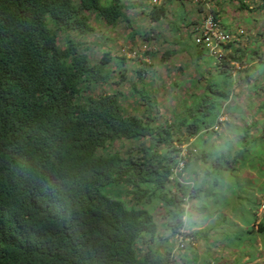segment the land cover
<instances>
[{
    "label": "trees",
    "instance_id": "1",
    "mask_svg": "<svg viewBox=\"0 0 264 264\" xmlns=\"http://www.w3.org/2000/svg\"><path fill=\"white\" fill-rule=\"evenodd\" d=\"M182 1L164 0L145 13L158 24ZM125 9L123 0H0V264H181L172 252L190 236L182 233L188 226L185 204L214 195L194 180L211 171L210 152L195 141L205 144L219 133L222 110H235L224 102L241 81L264 95V86L256 85L264 77L263 54L233 41L221 46L225 55L216 61L193 41L200 17L188 23L181 18L179 26L168 22L169 29L190 28L192 52L198 59L211 57L229 82L208 83L201 96L183 100L169 121L159 120L146 87L133 81L126 96L111 89L110 82L127 80L126 55L103 52L95 61L84 46L93 31L91 17L114 28L127 22ZM171 55L165 50L161 59ZM255 59L262 70L248 65ZM133 62L138 67L132 78L146 84L147 64ZM233 64L239 72L247 66L239 80L232 76ZM255 69L257 78L251 75ZM130 97L129 108L123 102ZM241 128L248 142L246 126ZM127 142L136 144L125 153L113 148ZM230 154L225 162L232 166L237 158ZM179 160L181 181L172 171ZM212 168L217 174L227 170ZM154 200L164 210L168 245L141 207Z\"/></svg>",
    "mask_w": 264,
    "mask_h": 264
},
{
    "label": "rangeland",
    "instance_id": "2",
    "mask_svg": "<svg viewBox=\"0 0 264 264\" xmlns=\"http://www.w3.org/2000/svg\"><path fill=\"white\" fill-rule=\"evenodd\" d=\"M229 1L235 3L231 6L232 8L236 6L234 11H231L232 13L237 14L236 11H238V13L248 14L253 11L250 16L243 19L244 23L253 24V17L256 20L259 19L256 22L260 24L256 25L255 29L253 27V32L250 33L248 30L249 33L240 36L239 47L246 48L245 46L250 42L248 39L254 35V43L258 42V45L250 48L258 50L259 56L263 54L261 57L264 60V43L262 42V37L264 38V31H262L264 29V9L258 7L259 5L264 7V0H252L249 10L242 9V4H246L243 3V0ZM123 4L126 7L127 22L120 23L113 28L106 26L101 20L91 17L90 25L93 31L85 37L86 44L84 46L87 47L91 59L95 61L100 59L103 52H109L112 58L120 57V54L129 55V58L126 57L127 61L125 60L124 65L127 80L119 85L110 82L111 89L126 96L130 93L133 81L139 89L146 87L148 93H151L154 98V109L159 115V120L169 121L183 100L187 103L190 102L191 94L201 96L203 88L208 83L216 82L223 87L224 83L229 82L227 76L220 73L211 57L203 56L201 62L205 67L198 70L196 57L189 56L183 51L185 46L191 47L189 39L185 40L186 45L184 46L178 38L179 30L169 29L168 22L174 27L179 26L181 18L188 19V6L182 7L180 3L175 2L171 5V9L174 8L172 9V16H174L169 14L166 19L154 24L145 13L146 10H149L148 0H123ZM209 8L206 13L213 16ZM202 13H205V9ZM221 27L223 28L222 25ZM254 30L257 31L254 32ZM156 36L160 40L157 41ZM147 38L150 39L149 42L146 41ZM165 50L172 51L173 55L163 61L161 56ZM133 52L138 56H131L130 53ZM149 53H153V56L147 55ZM135 60L147 64L144 81L146 84L144 85H140L132 78L133 70L138 67L133 62ZM257 63L258 60L255 59L248 65L262 70L261 65ZM234 67L236 71L232 72V76L239 80L243 76L241 71L245 70L247 66H243L240 72L238 64H235ZM257 71L255 69L254 74H251L253 78H257ZM258 79L256 85L263 87L264 77L258 76ZM194 80L199 82V87H196L197 84L193 82ZM149 81L152 83L148 89ZM176 82L180 86L174 87ZM259 89L258 91L262 94ZM231 94L234 97L228 98L224 104H231L235 110L233 114L222 110L220 118L217 119L222 122V125L218 126L216 130L219 133L209 136L210 140L206 144L201 141V138L195 141L199 149L210 152L206 169L208 170L210 167L211 171L208 170L209 174L206 176L203 173L202 177L200 174L194 176V180L197 183L201 182L202 187L209 188L214 195L211 197L201 194L198 199L185 204L186 225L188 226L182 233H188L190 236L185 239L181 238L182 247L172 252L173 258L181 264H264V231H260V227L264 230V184H261L264 179V172L261 168V166L264 167V111L260 112L259 110L264 95L256 96L257 93L243 81L234 87ZM131 101V97L127 98L123 105L128 104L130 108ZM240 114L242 119L238 116ZM243 125L246 126L248 142L242 141L245 132L241 128ZM135 144L116 143L113 148L125 153ZM229 152H231V158H237L236 161H233L232 166L225 162ZM212 164L216 167H227V170L217 174L212 168ZM188 179V175H186L184 180L189 182ZM203 180H205V184ZM214 181L217 183L216 186H212ZM141 207L154 217L159 235L167 238L165 245H168L171 235L168 234L169 231L164 226L163 208L155 200L143 203ZM200 208H204V210H200ZM156 241H161L159 236ZM160 251L164 253V250Z\"/></svg>",
    "mask_w": 264,
    "mask_h": 264
},
{
    "label": "built area",
    "instance_id": "3",
    "mask_svg": "<svg viewBox=\"0 0 264 264\" xmlns=\"http://www.w3.org/2000/svg\"><path fill=\"white\" fill-rule=\"evenodd\" d=\"M164 0H148V4L150 7H158ZM195 4L203 3L205 7V13L200 15V21L197 23V26H194L193 31V41L196 45H200L207 49V52L210 56L214 57L216 61H220L223 59L225 52L221 48V46H226L230 42H240V36L249 33L248 30L241 27L232 28L231 32H225L221 27L219 21L215 19L212 15L207 14V8H209L211 4V0H192ZM192 29V28H191ZM131 56H136V53H130ZM129 58V55L126 54ZM235 64H233L234 66ZM220 118V117H218ZM219 122V121H218ZM222 123V122H220ZM217 129V128H216ZM186 145L181 146L180 156L185 157ZM184 162L179 160L177 167L172 170L174 175L178 176V179L181 181L183 178L182 175V167ZM263 206V205H261Z\"/></svg>",
    "mask_w": 264,
    "mask_h": 264
},
{
    "label": "crops",
    "instance_id": "4",
    "mask_svg": "<svg viewBox=\"0 0 264 264\" xmlns=\"http://www.w3.org/2000/svg\"><path fill=\"white\" fill-rule=\"evenodd\" d=\"M239 1H242V0H238ZM255 1V0H253ZM252 2V0H243V3H246L248 4V10L251 9V7L249 6V4ZM180 3V2H179ZM182 5V7H185V6H188V9H189V17L187 19V23L191 21L195 22L196 20L199 19L200 15L202 14V12H204V5L201 3L199 4H195L193 3L192 0H183L182 3H180ZM233 4H235L234 2L232 3L231 1L229 0H212V3L210 4V12H212L213 16H215L218 21L221 23V25L224 27V29H232L234 27H241V28H245L247 30L251 32L253 27L254 29L256 28L255 26L260 24L259 22H256V21H259L256 20L255 17H253V24H246L243 22V19L247 18L248 16H250L252 12L248 13V14H244V13H238L235 14V13H232L235 9V7H231ZM228 7V9H227ZM200 13H199V12ZM230 11V12H229ZM232 11V12H231ZM251 30H250V29ZM257 30H254V32H256ZM262 31H264V29H262ZM180 32V36L178 37L180 40H181V43L185 46L186 45V39H189L190 37V28H187L186 31H179ZM158 36V35H157ZM155 39L158 40L159 37H157ZM254 36V35H253ZM253 36L252 38L250 37L248 40L250 41L249 44H247L245 47L250 50L251 48L250 47H254L256 45H258L256 43H254V39H253ZM191 38V37H190ZM191 39H189V43L191 44V47H192V41H190ZM262 42L264 43V38L262 37ZM191 47H187L185 46L183 48V51L184 53L188 54L189 56H194L196 57V65H198V70H201L200 68H203L205 67L204 64H202L201 62V59H198V57L194 54V52H192V48ZM152 83V82H151ZM179 84V83H175L174 87ZM180 86V85H179ZM193 139H191L190 142H192ZM209 141L206 139V143H208ZM261 168L263 169V172H264V167L261 166ZM200 177H202V175H200ZM261 184H264V179L262 180V183ZM259 195V194H257ZM213 197V196H212ZM259 197V196H258Z\"/></svg>",
    "mask_w": 264,
    "mask_h": 264
},
{
    "label": "clouds",
    "instance_id": "5",
    "mask_svg": "<svg viewBox=\"0 0 264 264\" xmlns=\"http://www.w3.org/2000/svg\"><path fill=\"white\" fill-rule=\"evenodd\" d=\"M247 30V29H246Z\"/></svg>",
    "mask_w": 264,
    "mask_h": 264
}]
</instances>
